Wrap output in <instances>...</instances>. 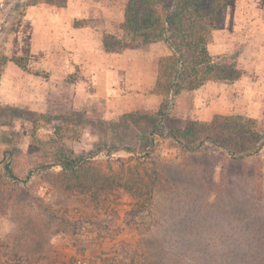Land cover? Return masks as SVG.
I'll use <instances>...</instances> for the list:
<instances>
[{"label": "rangeland", "instance_id": "374dc122", "mask_svg": "<svg viewBox=\"0 0 264 264\" xmlns=\"http://www.w3.org/2000/svg\"><path fill=\"white\" fill-rule=\"evenodd\" d=\"M18 1L0 3V72L2 46L17 27ZM256 3L264 17V0ZM237 56L222 59H231L241 71ZM249 79L255 83L250 117L263 131L264 80L250 74ZM208 107L206 95L180 98L171 115L210 122L216 115L197 113ZM133 113L149 119L101 120L69 111L63 121H51L55 116L0 105V188L17 192L1 203L0 264L18 259L11 253L12 238L25 227L51 264H106L114 257L128 264L133 263L129 257L135 264H264V148L258 156L239 160L210 143L185 152L164 136L144 150L153 114ZM110 122L115 127L107 126ZM112 144L123 148L108 152L104 147ZM71 151L89 156L108 175L126 176L135 166L155 168L170 186L153 192L148 201L123 188L69 195L58 183L61 167L51 161ZM6 165L17 179L7 176ZM24 262L31 264L25 257Z\"/></svg>", "mask_w": 264, "mask_h": 264}, {"label": "crops", "instance_id": "0c3cea01", "mask_svg": "<svg viewBox=\"0 0 264 264\" xmlns=\"http://www.w3.org/2000/svg\"><path fill=\"white\" fill-rule=\"evenodd\" d=\"M127 3L68 0L64 8L44 3L27 8L2 46L9 59L25 58L27 67L12 61L3 66L0 105L50 116L77 111L101 120L133 112L156 114L162 98L151 91L158 79V61L172 50L163 41L107 49L106 35L124 38ZM262 16L256 0H227L225 25L214 33L208 50L214 62L238 52L243 75L233 82L208 81L194 91L180 93L174 103L206 95L211 107L197 112L202 117H250L249 99L255 83L249 74L264 80ZM260 113L264 114V105Z\"/></svg>", "mask_w": 264, "mask_h": 264}, {"label": "trees", "instance_id": "16d2710c", "mask_svg": "<svg viewBox=\"0 0 264 264\" xmlns=\"http://www.w3.org/2000/svg\"><path fill=\"white\" fill-rule=\"evenodd\" d=\"M67 1L19 0L16 8H21V11L17 15L16 25L31 6L46 3L64 8ZM226 12L227 0H128L125 22L122 25L123 40H117L111 35L105 36L108 50L114 49V46L120 49L160 41L165 42L172 50L170 56L160 58L158 61V79L151 92L161 97L162 102L159 111L151 116L150 122L148 121L150 130L144 150L155 144V138L164 136L177 142L185 152L210 143L239 160L258 156L264 148V130H258V121L254 118L216 115L210 122H199L183 117L173 118L171 115L173 96L176 97L184 91H194L208 81L233 82L243 75L242 71L236 70L235 65L230 62L231 59L214 62L209 54L208 45L212 42L214 33L224 27ZM1 61L3 66L12 61L22 68L27 67L25 58L13 56L9 59L4 54ZM1 73L2 71L0 77ZM30 112L50 118L45 114ZM127 118L133 121L149 119L147 115L140 113L125 114L121 119ZM55 120L63 121V117L55 116L51 119ZM110 125L115 127L113 122L107 123V126ZM104 148L110 152L117 151L123 146L112 144ZM70 153L68 155L65 152L57 153L51 161L53 165L61 167L57 175L58 183L69 195L85 194L87 190L106 193L123 188L148 201L153 192L166 190L167 186H170L169 180L155 168H144L140 171L135 166L128 170L126 176L108 175L103 173L89 156L85 158L76 156L73 151ZM149 154L150 152L147 157ZM5 172L11 179H17L11 166L6 165ZM16 194V191L0 188V209L2 202ZM93 198L92 196L91 199ZM12 242L11 253L18 259L10 264H25L24 257L31 264H51L47 261L48 257L37 250V237L29 228H22L13 236ZM22 254L24 257H21ZM128 259H133L131 264H135L134 258ZM106 264L128 263L122 258L114 257L107 259Z\"/></svg>", "mask_w": 264, "mask_h": 264}, {"label": "water", "instance_id": "95a60500", "mask_svg": "<svg viewBox=\"0 0 264 264\" xmlns=\"http://www.w3.org/2000/svg\"><path fill=\"white\" fill-rule=\"evenodd\" d=\"M174 99V96L172 97V100Z\"/></svg>", "mask_w": 264, "mask_h": 264}]
</instances>
